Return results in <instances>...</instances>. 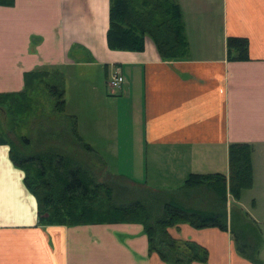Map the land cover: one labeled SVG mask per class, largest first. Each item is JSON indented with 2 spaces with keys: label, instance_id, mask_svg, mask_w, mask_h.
I'll return each mask as SVG.
<instances>
[{
  "label": "crops",
  "instance_id": "1",
  "mask_svg": "<svg viewBox=\"0 0 264 264\" xmlns=\"http://www.w3.org/2000/svg\"><path fill=\"white\" fill-rule=\"evenodd\" d=\"M179 2L190 54L175 61H164L150 38L142 52L110 49V0L0 4V93L22 91L25 75L35 70L67 69L66 75L86 66L102 70L109 95L118 98L104 97L93 84L90 120L82 111L68 112L66 100V115L77 117L82 140L73 136L66 117L59 131L53 126L40 131L37 145L65 155L72 138L76 146L88 144L91 157L104 163V152L93 147H116L119 168L111 172L105 166L106 176L207 208L210 191L183 188L185 180L192 173L229 174L233 143L253 145L252 190L264 186V0ZM229 37L249 40L250 59L228 58ZM118 70L125 82L112 91L108 81ZM24 178L10 145H0V264H169L150 253L140 223L40 224L36 197ZM230 199L240 205L242 198ZM254 202L250 216L264 226V196ZM169 232L208 251L207 262L182 264H254L238 253L230 231L183 223ZM260 256L264 260V246Z\"/></svg>",
  "mask_w": 264,
  "mask_h": 264
},
{
  "label": "trees",
  "instance_id": "2",
  "mask_svg": "<svg viewBox=\"0 0 264 264\" xmlns=\"http://www.w3.org/2000/svg\"><path fill=\"white\" fill-rule=\"evenodd\" d=\"M13 3L14 0H0V4ZM109 21L107 42L112 50L142 52L146 48V38H150L164 61L189 58L190 44L179 0H110ZM227 49L230 60L250 59L247 38L229 37ZM57 73L55 69L27 73L22 91L0 93V107H5L12 119L19 115L26 116L32 111L39 93L50 88L56 99L53 112L59 115L66 113L63 77L56 80ZM67 122L73 136L82 140L77 130V117L67 115ZM8 133L0 121V145H10L12 161L25 171L24 183L36 197L40 224L71 226L140 223L148 236L150 253H158L169 264L195 260L207 262L209 256L207 249L199 244L174 238L169 228L183 223L197 229L218 227L230 231L234 238L232 231L236 224L232 225V222L239 220L241 225L242 222L245 224L236 210L230 211L229 215L226 204L230 196L240 200L243 192L254 185L252 144L230 145L229 174L192 173L185 180L183 188L211 191L215 195L216 204H222L219 209L215 204L205 208L174 197L165 200L168 194L148 189L143 190L145 192L138 199L118 201L114 185L96 182L88 171L71 163L69 158L56 150H43L29 156L25 152L33 144L31 139L20 137L23 152ZM84 147L90 150L88 144ZM136 190L141 192L139 188ZM246 223L249 224L248 221ZM255 225L258 226L257 223ZM258 229L261 235L254 246L241 242V239L234 240L240 255L254 264H264L260 256L264 238L260 227Z\"/></svg>",
  "mask_w": 264,
  "mask_h": 264
},
{
  "label": "rangeland",
  "instance_id": "3",
  "mask_svg": "<svg viewBox=\"0 0 264 264\" xmlns=\"http://www.w3.org/2000/svg\"><path fill=\"white\" fill-rule=\"evenodd\" d=\"M66 70L67 69L58 70V73L56 74V80L63 77V83L66 91L65 98L68 102L69 107V110H67L68 112L70 110L74 112L82 111V118L87 116V119L90 120V116L87 115V113L90 112L91 108L93 109L94 106H96V103L94 102L96 97L94 95V91L92 90L93 84H96L98 86L100 94L104 97L114 99L118 98V96L109 95V91L105 82V75L102 70L95 71L94 68L86 66L82 69H78L76 72L73 71L68 75L65 74ZM59 73L61 75H58ZM35 101L36 103L33 104L32 111L29 114H27L26 116L19 115L15 119L11 118L5 107H0V121L4 125L5 129L9 131V137L13 142H15L18 148L25 152L21 148V136L28 137L33 142L31 148L27 152H25L29 156L43 151L42 146L37 145L38 140L40 139V134L38 133L43 129L48 130L52 126L56 127V129L59 131V128L65 126V118L67 117L66 113H62L59 115L58 113L53 112V107L56 99L55 95L53 96L50 88H46L41 93H39V95L35 98ZM111 109L115 110V107ZM66 125L70 127V124L68 122L66 123ZM9 128H11L12 131H10ZM64 131L66 134H70L69 130L67 131V129H65ZM62 141L64 140H61V142ZM64 146L65 155H63L69 158L71 163H76L78 166H81L84 171H88L96 182L107 183L115 186L117 193L116 198L118 201H129L132 198L131 196L141 197V193H144L137 191L135 187L131 186L121 177L110 173L108 174V176H106L105 171L103 172V169L106 168L105 166H107V168H110L111 172H116L118 170L119 162L116 157V147H109V145L104 144L93 147L96 151L104 152V155L101 156L103 160H106V163H104L103 161L99 160L97 156L91 157V155L88 153V149L84 146H76L72 138H67L66 144ZM113 152L115 153V155ZM252 188L251 190L248 189L243 192L242 199L239 203L240 205H237L236 202L234 203L231 196L232 199H229L232 201V203H234V205H231L228 199L226 209L229 212L232 210H236L237 212H239L241 221L244 220L245 222V224H243L242 222V225L239 220L236 223L232 222V225L236 224L235 228H233L232 231L235 234L234 238L236 240L241 239V242L254 246L258 242V239L261 235L258 228L260 227L261 232H263L264 226H262V220L258 223L255 221L259 227L255 225L256 223L252 222V218L250 216L252 215V212L250 211V209H254L253 204L255 203V197L264 196V186L254 191L252 190ZM210 193L212 201L208 203V207H213V205L216 203V198L211 191ZM166 196L168 197H166L165 200L170 199L169 195ZM242 201L246 206V209H243ZM219 205L221 206L222 204ZM261 207H264V202L260 205V208ZM239 210L242 212H240ZM247 221L249 222V224L246 223Z\"/></svg>",
  "mask_w": 264,
  "mask_h": 264
},
{
  "label": "built area",
  "instance_id": "4",
  "mask_svg": "<svg viewBox=\"0 0 264 264\" xmlns=\"http://www.w3.org/2000/svg\"><path fill=\"white\" fill-rule=\"evenodd\" d=\"M125 82V78L121 71L118 70L108 81V86L112 91L120 89Z\"/></svg>",
  "mask_w": 264,
  "mask_h": 264
}]
</instances>
